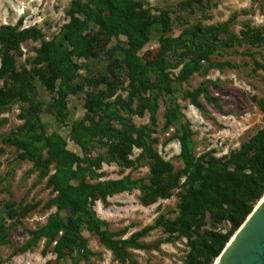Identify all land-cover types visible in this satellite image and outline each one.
Instances as JSON below:
<instances>
[{"label": "rangeland", "instance_id": "obj_1", "mask_svg": "<svg viewBox=\"0 0 264 264\" xmlns=\"http://www.w3.org/2000/svg\"><path fill=\"white\" fill-rule=\"evenodd\" d=\"M73 0H0V28L15 27L17 31L37 30L40 37H26L20 42L13 58L16 69L30 68L35 64L39 50L46 57L50 42L58 41L63 27L69 22L67 13ZM86 2L88 0H80ZM150 12L167 15V27L155 26L149 41L135 54L142 60H151L163 55L166 38H174L194 26L210 27L226 24L230 34L240 37V31L247 26L262 31L260 43L243 41L223 43L202 61L200 69L187 79L178 78L181 65L167 67L163 74L169 78L170 92L146 90L143 85L129 78V70L124 63L122 49L126 48L123 34L105 40L103 48L94 58H76L78 71L74 79L79 91L66 98L64 116L59 114L56 93L46 90L38 81L34 82L37 99L40 102L39 117L44 126V134H59L66 141V148L79 156L83 152L79 146V133L73 129L75 122L95 125L101 116L115 128H121V118L127 119L135 127H146L147 149L156 152L169 162L174 170L183 168L179 156L180 146L177 136L187 127L192 133L194 154L204 160H225L230 152L238 150L264 126V112L259 101L264 97V0H202L189 7L181 3L185 0H143ZM103 26L109 24V14H100ZM100 25L90 22L88 31L101 32ZM103 32V31H102ZM225 40L226 34L220 33ZM184 49L177 48L176 52ZM174 63L177 58L168 54ZM151 81L155 75H149ZM89 80L95 81L94 84ZM3 79L0 78V86ZM200 86L209 90L216 101L206 100L203 93L197 96L200 106L191 103L188 92ZM90 97L97 98L105 111L89 112L85 103ZM149 97L155 103L153 119L143 98ZM24 103L13 101L0 108V218L6 224L11 220L5 216L4 207L10 203L14 208L32 205L27 214L10 226L9 241L0 246V264H52L55 254L52 245L40 239L25 250L19 248L26 243L30 232L44 225L51 214L57 212L55 205L49 204L55 192L47 184L48 176H40L32 162L20 159V152L14 145L3 139L11 134L23 136V120L20 119ZM145 106V107H144ZM174 108L177 119L166 126V112ZM104 141V140H103ZM88 155L95 163L100 162L96 172L102 176L92 180L120 179L128 176L138 183L149 179V159L141 156V149L133 147L128 158L130 166L116 162L101 161L106 148L97 138L89 143ZM53 166L49 174L53 173ZM184 181L181 178L180 184ZM181 186L172 190L171 196L157 199L144 205L140 202L137 188L107 197L104 202L96 200L93 205L97 217L106 223V228L114 233V238L127 239L132 234L151 226L144 235L136 239L145 244L143 248L128 247L127 252L136 264H183L190 246L185 236L167 233L155 225L159 216L173 219L178 215V192ZM264 196V195H263ZM260 201V200H259ZM258 201V202H259ZM258 204V203H257ZM256 204V205H257ZM67 212L61 211V216ZM226 222L218 224L216 230H226ZM211 229L209 218H205L201 231ZM81 234L86 240L90 253L86 257L74 254L73 259H65L66 264H128L120 263L95 233L92 225H84Z\"/></svg>", "mask_w": 264, "mask_h": 264}, {"label": "trees", "instance_id": "obj_2", "mask_svg": "<svg viewBox=\"0 0 264 264\" xmlns=\"http://www.w3.org/2000/svg\"><path fill=\"white\" fill-rule=\"evenodd\" d=\"M201 1L185 0L181 4L189 7ZM103 10L109 14L108 26H103L100 18ZM67 13L70 20L63 27L58 41L49 43L45 58L39 50L35 64L28 69H16L13 53L26 37H40V32L17 31L12 26L0 28V78L3 79L0 86V108L13 101L25 104L19 115L23 120L20 128L24 131L23 136L11 134L3 141L19 149V158L31 161L40 176H48L47 184L55 192L49 204L55 205L57 209L44 225L30 232L29 239L19 250H25L44 238L47 246L53 244L55 262L52 264H66L64 260L69 257L73 259L74 254L86 257L90 253L81 229L84 225H92L100 240L120 263L136 264L127 248L145 247L136 239L151 229V226L127 239L114 238L115 234L105 227L106 223L93 210L95 201L104 202L114 194L137 188L140 191V202L149 205L159 198L170 197L172 190L182 185L184 191L178 192V215L173 219L159 216L155 225L167 233H177L187 238L190 251L183 264H213L264 195V126L238 150L230 152L225 160H204L202 156H196L192 133L189 128L183 127L177 136L183 168L174 170L169 162L147 149L149 130L146 127L137 128L127 119L121 118V128H115L103 122L104 116H101L95 125L86 126L81 122L73 124V129L79 133L77 143L83 152V156H79L66 148V141L59 134H44L34 82L38 81L46 90L56 93L60 102L59 114L64 116L66 98L80 89L74 81L78 71L75 59L96 57L106 39L123 34L126 37V48L122 49V53L130 80L143 85L146 90L170 92L169 78L163 74L167 67L177 68L181 65L178 78L185 80L200 69L202 61L208 62L209 56L223 43H260L261 29L247 26L240 31L241 38H238L229 33L226 24L194 26L177 37L166 38L162 56L142 60L135 54V50L141 49L149 41L155 26L167 27V15L164 12H159L157 16L152 14L143 0H73ZM90 22L100 25L103 32H89ZM220 33L226 34L224 42L218 37ZM177 48L184 50L176 52ZM168 54L174 55L176 62L173 63ZM151 73L155 75L154 81L149 79ZM88 82L95 83L93 80ZM201 93L206 100L216 101L204 86L188 92L187 97L193 105L199 107L197 96ZM143 101L153 119L155 103L149 97H144ZM101 105L94 97L85 103L86 109L93 113L105 111ZM258 105L264 112V97ZM176 119L175 109L169 108L165 125L172 124ZM93 138H97L98 143L106 148L101 161L116 162L127 167L132 163L128 156L133 147L140 148V155H146L149 159L148 182L138 183L128 176L92 182L102 176V172L95 170L100 168V162L95 163L87 153ZM50 166H53L52 174H49ZM182 177L184 181L180 184ZM32 207L26 205L14 208L10 203L6 204L5 216L11 222L6 224L0 218V246L10 243V226ZM61 211H66V216H61ZM205 218H209L211 229L201 231ZM223 222L227 223L228 228L224 231L216 230V226Z\"/></svg>", "mask_w": 264, "mask_h": 264}, {"label": "water", "instance_id": "obj_3", "mask_svg": "<svg viewBox=\"0 0 264 264\" xmlns=\"http://www.w3.org/2000/svg\"><path fill=\"white\" fill-rule=\"evenodd\" d=\"M213 264H264V196Z\"/></svg>", "mask_w": 264, "mask_h": 264}]
</instances>
